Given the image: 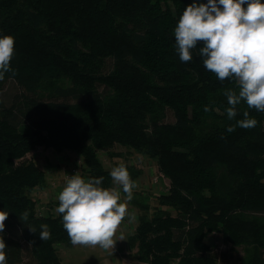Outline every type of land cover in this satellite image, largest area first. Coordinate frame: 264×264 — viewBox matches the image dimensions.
Returning a JSON list of instances; mask_svg holds the SVG:
<instances>
[{
	"label": "trees",
	"instance_id": "trees-1",
	"mask_svg": "<svg viewBox=\"0 0 264 264\" xmlns=\"http://www.w3.org/2000/svg\"><path fill=\"white\" fill-rule=\"evenodd\" d=\"M192 2L0 0V35L15 38L14 71L0 81L7 264H63L59 247L73 245L62 214L47 213L59 201L38 208L36 194L51 185L46 167L28 154L38 146L76 152L86 179L103 177L111 188L99 152L115 145L155 159L170 181L153 211L134 201L143 212L128 243L139 261L218 264L208 242L216 232L231 249L243 248L242 264H264V112L241 102L236 119L248 111L257 126L226 131L235 120L227 118L224 92H238L235 80L221 82L204 68L202 45L187 63L175 49L174 28ZM8 82L17 90L9 101ZM126 167L131 179L140 174Z\"/></svg>",
	"mask_w": 264,
	"mask_h": 264
},
{
	"label": "clouds",
	"instance_id": "clouds-1",
	"mask_svg": "<svg viewBox=\"0 0 264 264\" xmlns=\"http://www.w3.org/2000/svg\"><path fill=\"white\" fill-rule=\"evenodd\" d=\"M175 49L181 62L193 59L192 51L198 45L199 56L206 70L223 82L234 79L238 92L227 90V118L235 120L227 132L236 127L251 129L258 121L243 113L237 120L241 102L249 109L264 112V0H193L179 17L174 28ZM15 55V38L0 35V81L13 72L11 61ZM207 110V109H206ZM114 184L122 188L128 201L133 198L135 182L123 164L109 173ZM103 177L85 179L71 175L58 195L56 211L62 214L63 228L73 245L99 246L113 249L114 234L126 215V205L120 202V193L102 187ZM8 213L0 211V233L4 232ZM26 222L28 213L20 215ZM32 231H36L32 228ZM40 238H50L48 225H40ZM123 240V239H121ZM0 242V264H7Z\"/></svg>",
	"mask_w": 264,
	"mask_h": 264
},
{
	"label": "rangeland",
	"instance_id": "rangeland-1",
	"mask_svg": "<svg viewBox=\"0 0 264 264\" xmlns=\"http://www.w3.org/2000/svg\"><path fill=\"white\" fill-rule=\"evenodd\" d=\"M105 87L100 86V90L103 91ZM17 92L15 84L7 83L3 93L5 94L6 99L9 101L10 97H14ZM173 119V115L169 113V120ZM100 159L102 160L104 167L106 169L111 170L114 167H117L121 164L125 166H132L137 169L140 174L132 179L135 182V187L133 188V198L128 201L125 197V194L122 191V188L114 184L111 189H114L120 193L122 203L126 205V215L124 219L120 223L121 227V237H123L124 245L119 246V251L126 258L122 261L126 262L123 264H142L140 263L136 257L135 252L136 248H130L128 245V237L133 235L136 227L139 222V214L143 212L140 205H135L134 201L137 199L139 201L146 200L148 204L151 206V211L154 210L156 206H158V195L162 192L168 190L170 181L168 178L164 177L160 172L157 162L155 159L146 156L143 153L132 150L128 147H123L120 145H115L111 150H101L99 152ZM29 158H35V160L39 161V164L43 167H46V174L48 178V182L50 183L52 189H55V192L51 193V195L43 194L44 192L39 191L36 194L38 199L39 209L45 211L46 203L53 200L58 201V195L62 191L61 185L65 186L66 182L64 179V175L71 173V169H76L80 171V176L85 178L87 177V170L84 160L82 156L73 151H65V152H56L53 149H47L42 146H38L33 151L28 154ZM59 170L54 173L55 170ZM87 180V179H86ZM55 185V186H54ZM46 190V189H45ZM48 203L50 214H54L56 211V205H50ZM58 205V204H57ZM166 208V207H165ZM172 213L176 215V211L172 208L169 209ZM152 213V212H151ZM57 215V214H54ZM217 234L216 232H212L211 236ZM210 246L213 247L212 237L208 240ZM227 243V242H226ZM84 245L67 246L59 247V256L61 258L63 264H104V262L100 261V253H98L99 248L93 247L89 250L84 248ZM222 253L221 259L222 264H242L244 258L243 248L239 247L236 250L231 249V245L227 243V248ZM91 250V251H90ZM87 251H90L87 253ZM94 256L95 259L92 257ZM216 255V254H215ZM217 256V260L219 261V257ZM106 257H101L103 260ZM109 258V257H108ZM118 260V259H115ZM120 260V259H119ZM118 261L113 262V264H117ZM108 264H112V262H108ZM147 264V263H146Z\"/></svg>",
	"mask_w": 264,
	"mask_h": 264
},
{
	"label": "crops",
	"instance_id": "crops-1",
	"mask_svg": "<svg viewBox=\"0 0 264 264\" xmlns=\"http://www.w3.org/2000/svg\"><path fill=\"white\" fill-rule=\"evenodd\" d=\"M58 171V173H59V170L57 169V170H55L54 171V173L55 172H57ZM55 186V185H54ZM51 186H48L47 188H46V194H48V195H51V193H53V192H55V189H52V188H50ZM61 187L63 188V185H61ZM46 196V195H45ZM52 205H56L55 206V209H57V207L59 206V205H57V204H52ZM51 205V206H52ZM54 214H58V212L57 211H55L54 212ZM137 228V227H136ZM135 232H136V230H135ZM134 232V233H135ZM121 227L120 226H118L117 227V229H116V232H115V234H114V240H116L117 242H116V244H115V246H114V248L113 249H109V250H104V249H102V248H100L99 246H85L84 248L86 249V250H89V249H91V248H93V247H98L99 248V250H98V253H100V261H102V262H104V264H108V262H112V264H113V262H116V261H118V263L117 264H123V263H126V262H124V261H122L125 257L121 254V252L119 251V249H120V247L121 246H123L125 243H124V240H121V239H123V237H121V239H120V236H121ZM131 236V235H130ZM129 236V237H130ZM129 237H128V240H129ZM128 245H129V243H128ZM73 248H74V246H77V245H71ZM120 246V247H119ZM130 246V245H129ZM62 247V246H61ZM64 247V246H63ZM67 247V246H66ZM131 248V247H130ZM133 249V248H132ZM91 251V250H90ZM90 251H87V253H89ZM93 256V255H92ZM101 257H106V258H104L103 260L101 259ZM109 257V258H108ZM93 259H95L94 258V256L92 257ZM115 259H118V260H115ZM120 259V260H119ZM126 259V258H125ZM63 261V260H62ZM140 263H142V262H140ZM142 264H146V263H142Z\"/></svg>",
	"mask_w": 264,
	"mask_h": 264
},
{
	"label": "built area",
	"instance_id": "built-area-1",
	"mask_svg": "<svg viewBox=\"0 0 264 264\" xmlns=\"http://www.w3.org/2000/svg\"><path fill=\"white\" fill-rule=\"evenodd\" d=\"M213 237V252L218 255L219 257V261H218V264H222V260L221 259V255L222 253L226 250L225 248H227V243L224 242L223 240H220V239H215L214 236Z\"/></svg>",
	"mask_w": 264,
	"mask_h": 264
},
{
	"label": "bare ground",
	"instance_id": "bare-ground-1",
	"mask_svg": "<svg viewBox=\"0 0 264 264\" xmlns=\"http://www.w3.org/2000/svg\"><path fill=\"white\" fill-rule=\"evenodd\" d=\"M75 174H80V171L76 170V169H71V173H68V177L67 174H65L63 177L65 179L64 182H67V180L70 178L71 175H75Z\"/></svg>",
	"mask_w": 264,
	"mask_h": 264
}]
</instances>
